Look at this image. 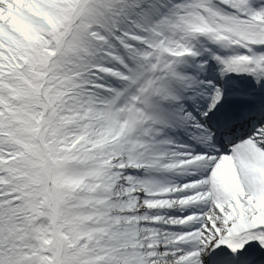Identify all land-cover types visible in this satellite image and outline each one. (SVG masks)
<instances>
[{"label": "snow or ice", "instance_id": "6c2138e0", "mask_svg": "<svg viewBox=\"0 0 264 264\" xmlns=\"http://www.w3.org/2000/svg\"><path fill=\"white\" fill-rule=\"evenodd\" d=\"M0 264H264V0H0Z\"/></svg>", "mask_w": 264, "mask_h": 264}]
</instances>
